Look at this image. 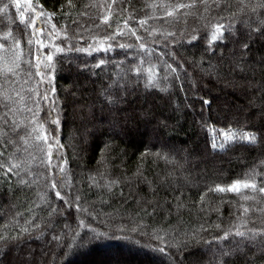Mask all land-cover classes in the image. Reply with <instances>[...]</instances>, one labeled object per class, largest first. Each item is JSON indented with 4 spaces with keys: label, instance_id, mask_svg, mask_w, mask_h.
Wrapping results in <instances>:
<instances>
[{
    "label": "trees",
    "instance_id": "1",
    "mask_svg": "<svg viewBox=\"0 0 264 264\" xmlns=\"http://www.w3.org/2000/svg\"><path fill=\"white\" fill-rule=\"evenodd\" d=\"M17 2L0 0V264H201L200 247L253 244L231 233L264 230V192L216 189L262 173L264 0H31L45 58Z\"/></svg>",
    "mask_w": 264,
    "mask_h": 264
},
{
    "label": "rangeland",
    "instance_id": "2",
    "mask_svg": "<svg viewBox=\"0 0 264 264\" xmlns=\"http://www.w3.org/2000/svg\"><path fill=\"white\" fill-rule=\"evenodd\" d=\"M19 2L22 4L23 14L30 15L31 20H32L31 22H33V21L35 22V27H33L35 32H36V35L34 36V41H35L34 47H35V50L37 51L36 52L37 58L38 57H44L41 55V52H38V51H40L41 48H43L41 46L42 40H44L43 35L46 34V33H43V31H42L43 29L40 28L42 15L38 11H36L32 5L29 6V3L26 0H19ZM41 31H42L43 35H40ZM38 33H40V34H38ZM38 41H39V43H38ZM41 75H42V73H41ZM41 79H42V77H41ZM259 168L262 170L261 175H259L258 177H254L253 179H247V180L241 181V182L247 181L249 183H255L257 185V190H255V191H259L260 187H264V161L261 164H259ZM244 191L251 192L253 190L251 188L241 190V192H244ZM261 245H262L261 249H255L254 244H250L249 246L247 245L244 247L243 244L240 242L229 243V244L226 243L223 246H221L219 244V245H207L204 247H200L199 251L203 252L205 254L204 260L202 261L201 264H219V263L221 264L223 257L226 256L227 253H228V255L240 254V253H243V251L246 248H248V250H251L253 253L259 255L260 253H264V244H261ZM33 254H35V250H33V253H32V256L34 259L35 255H33ZM23 256H25V254H23ZM13 263L14 264H31V262H29V259H27V258L24 259V257L22 259L21 256H17V258L15 259V261ZM33 264H35V263H33Z\"/></svg>",
    "mask_w": 264,
    "mask_h": 264
},
{
    "label": "snow or ice",
    "instance_id": "3",
    "mask_svg": "<svg viewBox=\"0 0 264 264\" xmlns=\"http://www.w3.org/2000/svg\"><path fill=\"white\" fill-rule=\"evenodd\" d=\"M29 2V6L31 5V0H28ZM204 2H206V0H204ZM241 2H243V0H241ZM16 6L19 8L20 7V4L19 2H17ZM192 5H178V8H183V7H191ZM7 5H5V8H0V12H3L5 11ZM21 15L23 16V12L21 13ZM168 15H172L171 12L168 13ZM107 17H105V22H107ZM22 23H27L26 20H22L21 21ZM140 23H145V21H141ZM32 27H35V22L33 21L32 24H31ZM55 27V26H53ZM222 29H223V25H217L216 26V32L213 33L212 35V40L215 41L219 38L222 37ZM135 34V33H133ZM219 34V35H218ZM7 35H11V33H8ZM7 35L4 37V39H7ZM29 43H31L32 41L29 40L28 41ZM39 43V41H38ZM43 47V45H41ZM0 47H3V45H0ZM17 47H19V42H17ZM245 48L248 47V45H245L244 46ZM62 49H59L57 48V51H61ZM47 59L49 61H51L52 57L51 56H48ZM38 66V65H37ZM17 67H19V65H17ZM171 67V66H170ZM8 71H11V69H9ZM173 71H175V69H173ZM39 74V73H38ZM149 83H151V80L149 81ZM47 98V97H45ZM205 103H208V101H205ZM56 123H59L58 121H56ZM233 135H228L226 134V137L228 139H232L233 138ZM242 138L246 141H248L249 143H255L256 141V137L254 134H243ZM40 139H43L45 143H47V136H37V140H40ZM57 144H59V142L57 141ZM51 147V145H49V148ZM216 145L215 143H213V148H215ZM52 159V156H51V152H49V161H51ZM13 167H16V165H13ZM10 170V169H9ZM53 187H55V185H53ZM248 188H251L253 191L257 190V185L255 183H249L247 181H244V182H241V181H236L234 182L229 188L227 189H224V188H221V187H218L216 190L217 191H234V192H241L242 189H248ZM259 191L260 192H264V187H260L259 188ZM57 195V198H61V195L59 192L56 193ZM250 197H247L245 196L244 199H249ZM249 211L248 208H245L244 209V214H247ZM25 232L27 231V229L24 230ZM230 235V233H225V236L224 237H221L220 239H226L228 236ZM231 235H234L235 237H239L241 238V242H243L244 240H248L250 242H252L253 244H257V245H260V244H264V230H253V229H249L247 232H242L240 231L239 229H237L234 233H231ZM7 239L6 237L4 236H0V242H2L3 240ZM160 251H164V249H161Z\"/></svg>",
    "mask_w": 264,
    "mask_h": 264
}]
</instances>
